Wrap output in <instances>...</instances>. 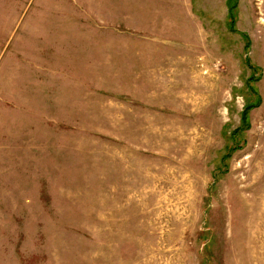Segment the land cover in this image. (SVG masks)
I'll use <instances>...</instances> for the list:
<instances>
[{
	"label": "rangeland",
	"instance_id": "1",
	"mask_svg": "<svg viewBox=\"0 0 264 264\" xmlns=\"http://www.w3.org/2000/svg\"><path fill=\"white\" fill-rule=\"evenodd\" d=\"M255 6L0 0V264H264Z\"/></svg>",
	"mask_w": 264,
	"mask_h": 264
},
{
	"label": "crops",
	"instance_id": "2",
	"mask_svg": "<svg viewBox=\"0 0 264 264\" xmlns=\"http://www.w3.org/2000/svg\"><path fill=\"white\" fill-rule=\"evenodd\" d=\"M254 3L256 4L255 7L259 8V10L257 9L258 15L255 18L256 24L257 26H259V28L264 29V27H262V24H260V23L264 24V8H263L264 0H254ZM260 47H262V49L264 48V41H262V44H260Z\"/></svg>",
	"mask_w": 264,
	"mask_h": 264
},
{
	"label": "bare ground",
	"instance_id": "3",
	"mask_svg": "<svg viewBox=\"0 0 264 264\" xmlns=\"http://www.w3.org/2000/svg\"><path fill=\"white\" fill-rule=\"evenodd\" d=\"M263 161H264V160H263ZM259 163H260V162H259ZM256 165H257V164H256ZM256 165H255V167H256ZM260 165H262V164H260ZM258 166H259V165H257V168H256V169H259L260 167H261V168L257 171V175H255L256 173H255V171H253V172L255 173V174L253 173L254 176H255V178H254V176H253V177H252V176L250 177V176H249V173H247V178H250L251 181H252V180H255V181H256V184L259 183V182H258L259 180H262V179H261L262 177H264V172L262 171V170L264 169V166L262 165V166H260L259 168H258ZM255 167H254V168H255ZM248 171H249V170H248ZM249 172H250V171H249ZM251 172H252V171H251ZM251 174H252V173H251ZM258 178H259V179H258ZM263 182H264V181H263ZM261 186H262V185H261ZM263 188H264V185H263ZM261 190H262V192L264 193V189H261ZM263 205H264V202H263ZM263 215H264V214H263Z\"/></svg>",
	"mask_w": 264,
	"mask_h": 264
}]
</instances>
